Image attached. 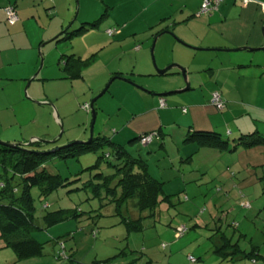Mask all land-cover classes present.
<instances>
[{
	"label": "rangeland",
	"instance_id": "obj_1",
	"mask_svg": "<svg viewBox=\"0 0 264 264\" xmlns=\"http://www.w3.org/2000/svg\"><path fill=\"white\" fill-rule=\"evenodd\" d=\"M174 9H178L177 3ZM161 26L164 25L161 23ZM262 27L261 25L258 28L256 25L261 35ZM172 34L174 35L164 34L159 37L152 55L153 39H150V33L141 38L131 37L120 43L111 41L112 38L105 33L95 32L82 40L73 41V44H78V47L82 48L86 43L106 41L109 45L104 50H72L74 46L72 43L60 50H41V56L38 58L39 62L42 61V69L38 77L46 79L63 74V62L60 60L63 54L77 52L90 56L96 53L97 58L83 72L82 80L33 82L29 88L30 96L36 98L43 94L48 96L51 108L54 114L58 115L60 123L54 119V114L50 113L48 107L36 105L38 101L29 97V100L25 98L26 100L18 106L23 110L22 119L19 117L22 126L16 127L14 132L20 133V129L35 132L38 140L49 142V145L18 143L25 145L24 150L40 152L63 147L72 141H87L90 137L91 112L84 111L82 106L90 105L91 100L113 77L111 73L120 69L122 73L130 75L131 81L127 83L120 79L114 80L95 102L94 107L97 111L92 135L96 136L99 131H103V135L112 138L116 143H121L131 155H139L146 160L150 173L159 180L163 178L165 183L162 180L161 182L164 183L165 191L175 192L170 201L173 206L165 202L159 203L155 217L142 219L144 227L142 231L128 232L122 218L134 220L139 217V212L135 208V198L128 200L121 209V215H117L115 203H110V197L100 200L93 197L90 188L81 189L83 183L93 178L94 174L106 175L113 172L112 168L105 165V161L97 170H86L95 164L98 157L109 153V149L83 154L76 157L77 159L48 158L44 164L46 171L61 175L63 179L67 178L69 184L44 198H40L37 188L31 190L36 210L35 223L42 228L34 235L43 243L42 254L30 259L17 260L11 249H1L0 264H98L113 257H119L115 264H130L131 260L134 261L133 264H264V146H258L255 151L248 153H243L248 149L242 148L244 150L231 154L210 148H203L204 150L198 152L195 144H189L194 145L193 149L188 150L192 163L183 165L176 163L172 169L170 159L176 161L179 152L172 143L179 141L178 134H181L180 129H176L175 126L178 122L182 123L179 114L181 109L186 107L184 105L176 106L178 113L168 120L171 128L165 133L171 135V142L169 141L167 146L169 157L159 149L160 134L154 139L151 151L139 143L128 144V141L136 138L139 132L154 126L156 116L150 111L147 112L153 99L157 101L161 97L184 98L183 95L188 94V91L170 93L179 90L172 87L184 82L181 75L156 74V69H161L159 63L161 50L167 58L176 55V53L172 55L171 50H188V47L182 44L187 43L175 33ZM243 34L241 38H247V35ZM162 37L164 40L161 41ZM179 40L182 43H179ZM137 45H144L146 48L143 50L144 58L148 70L153 73H146L147 68L142 58L138 56L140 50L135 49ZM237 48L241 47L230 49ZM244 55V52L224 54L232 59L242 58ZM32 100L36 104L31 103ZM167 106L172 105L168 103ZM212 107L216 112H222L213 105ZM247 107L251 110L250 106ZM254 114L258 115L259 112ZM180 145L179 148L182 150L184 145L182 142ZM235 156L239 158V162L235 161ZM1 163L0 177H4V166ZM5 163L7 170H10L9 163ZM179 165L181 168L177 171ZM243 165H246L247 169ZM181 174L184 176V182ZM43 206H46L45 210H42ZM57 210L74 213V217L45 227L41 217ZM144 215L141 214V217ZM181 226L184 227L185 233L178 238L176 228ZM222 237L228 240L230 246L236 247L231 250L240 251L239 255L230 259L217 253V247L223 243ZM251 251L258 252L260 257L250 255ZM253 258L256 262L252 261Z\"/></svg>",
	"mask_w": 264,
	"mask_h": 264
},
{
	"label": "crops",
	"instance_id": "obj_2",
	"mask_svg": "<svg viewBox=\"0 0 264 264\" xmlns=\"http://www.w3.org/2000/svg\"><path fill=\"white\" fill-rule=\"evenodd\" d=\"M201 2L202 0H0V140L16 145L19 142L29 144L32 140L41 142L37 139L35 132L30 133L31 131L22 129L20 133L14 132L16 127L22 126L19 117L22 119L23 110L18 106L26 100L25 98L32 97L38 101V104L34 100L30 101L31 103L46 106L50 109V113L54 114L48 96L44 94L38 98L30 96L29 88L33 82L41 80L73 82L82 80L84 77L83 73L82 78L75 80L64 78V74L48 79L38 77L42 69V63L39 69L40 51L63 49L65 45L73 44L74 39L82 40L94 32L109 36L107 30L116 31L115 35L109 38L119 43L131 37L141 38L149 33L152 40L156 33L163 30L175 33L192 47L208 49V51H201L192 49L190 46L188 50H171L172 55L175 53L176 55L170 58L165 56L163 50L159 53L161 69L170 64H179L185 69L189 82L188 94L183 95L184 98L163 99L161 97L164 100V108L157 107L159 102L153 99L147 112L155 114L156 122L154 126L139 132L138 135L159 132L161 137L159 149L167 154V146L169 141L171 142V135L165 133L171 128L168 120L178 113L176 106H186L182 108L186 112L183 113L181 109L179 114L182 123L178 122L175 126L176 129H180L181 134H178L179 141L172 143L179 151L176 161L170 159L172 169L175 168L176 163H181L180 165L192 163L191 159L187 158L191 155L188 150L193 149L194 145L183 144L182 150L179 148L189 128L214 131L230 141L255 132L264 137V51H236L245 53L238 59L224 56L233 51H223L234 50L230 48L235 47L242 48V46L253 48L264 46V35L262 36L258 29L261 25L264 26V2L220 0L217 8L209 14L197 15ZM176 3L178 9H174ZM11 7L17 17L13 24L7 22L6 15V9ZM95 22H98L96 27L89 28L68 43L60 45L53 41L64 30H75L84 24ZM168 22L171 23L168 25ZM161 23L164 26H161ZM242 34L243 36L246 34L247 38H241ZM162 40L164 37L161 38ZM73 45L72 50H104L109 44L106 41H95L86 43L83 48L78 47V44ZM135 49L140 50L138 56L142 58L147 68L146 73H153L148 70L147 61L144 58L143 50H146L144 45H137ZM71 54L82 60L89 57L83 53ZM96 58L97 54L95 60ZM168 72L167 74H178L177 69ZM116 74L126 76V73H122L120 69L111 73L113 77H118L115 76ZM172 88L181 90L184 85L179 83L177 87ZM215 91L220 93L225 103V109L220 113L214 110L210 102L211 94ZM168 103L172 106L168 107ZM247 106H250L251 110H248ZM254 112L259 114L256 115ZM54 119L60 123L58 115L54 114ZM99 133L103 135V131ZM4 135L13 137H3ZM154 141L147 145L149 151ZM255 148L257 147L244 150L240 147L236 152L244 150L243 153H248L255 151ZM202 150L204 149L201 148L198 152ZM167 156L169 157L168 154ZM235 161L239 162L237 156ZM180 165L177 171L181 168ZM243 167L246 168V165ZM261 171L263 174V170ZM148 172L151 177L159 180L150 173L149 168ZM159 177L162 178L160 175ZM181 177L184 182L182 174ZM161 180L164 182L163 178ZM163 190L166 195L175 194L172 191H165L164 186Z\"/></svg>",
	"mask_w": 264,
	"mask_h": 264
},
{
	"label": "trees",
	"instance_id": "obj_3",
	"mask_svg": "<svg viewBox=\"0 0 264 264\" xmlns=\"http://www.w3.org/2000/svg\"><path fill=\"white\" fill-rule=\"evenodd\" d=\"M97 23L98 22L84 24L71 31L64 30L53 41L57 44L61 42L68 43L73 38L86 32L89 28L96 27ZM163 32L162 30L154 36L156 37ZM114 35L115 34L110 37ZM95 57L96 54H92L88 58L82 60L74 54L61 55L60 60L63 62V77L70 80L82 78L83 71L95 61ZM115 76L131 81L130 75L123 76L122 74H116ZM113 78L111 79L113 80ZM214 93L218 92L215 91L212 95ZM218 94L220 95V93ZM160 99L162 98H159L158 102ZM211 99L212 96L210 102ZM221 100L223 101L222 97ZM223 104L224 107L222 110L212 105L218 111H224V101ZM159 107L164 108L165 104L160 106L159 103ZM89 110L90 108L87 111ZM182 112L185 113L186 111L182 109ZM151 133L155 134L152 140L147 144H142L141 137ZM157 136L158 133L156 131L142 133L136 138L128 141V144L132 145L134 143H139L141 146H147ZM73 142L75 141L47 152L24 150L23 148L25 145L19 144H17V148L14 149L0 146V162H2L1 165L4 166V177H0V179L4 178L0 181V250L7 248L11 249L17 260L38 257L42 254L43 249V243L39 242L34 235L37 230H41L42 228L38 227L35 223L36 210L31 190L37 188L40 198H44L53 191H56V189L69 184L67 183V178L63 179L61 175L50 174L46 171L44 164L48 158H58L60 160L77 159L76 157L83 154L96 153L102 149H109V153L98 157L95 164L86 170H97L102 162L105 161V165L112 168L113 172L106 175L103 173L94 174L93 178L83 183L81 189L90 188L93 192V197H98L100 200L110 197V203H115L117 215H121V209L128 200L135 198V208L139 212V217L134 220L128 217L122 218V223L126 225V230L128 232L142 231L144 229L142 226V219L155 217L159 210V203L165 202L173 206L170 201L171 197L174 195H166L164 193L163 183L151 177L148 172L146 160H143L139 155H131L123 145L115 143L112 138H108L100 133L93 136L89 144H74ZM39 143L49 145V142L39 141L29 143V145H39ZM182 143L184 145L195 144L198 149L210 148L222 153H233L240 147L251 149L264 146V137L255 132L243 135L235 141H230L214 131L190 130L189 128ZM187 159L190 160L191 157ZM5 162L9 163L10 170H7L5 167ZM102 194H104V196H102ZM103 206L104 205H102V207ZM45 209L46 206H43L42 210ZM141 214L145 215L141 217ZM71 217H74V213L69 214L67 211L57 210L48 212L41 218L45 227H51ZM184 233L185 231L178 238L183 236ZM222 239L223 243L216 249L219 255L222 257H230V259L239 255L240 251L238 249V251L231 250V248L236 247L230 246L226 238L222 237ZM164 247L165 245H163V248ZM257 253L251 251L249 254L254 255V257H260ZM118 258L119 257L109 258L98 264H115ZM252 261L256 262V259L253 258ZM133 263L134 261L131 260L130 264Z\"/></svg>",
	"mask_w": 264,
	"mask_h": 264
},
{
	"label": "water",
	"instance_id": "obj_4",
	"mask_svg": "<svg viewBox=\"0 0 264 264\" xmlns=\"http://www.w3.org/2000/svg\"><path fill=\"white\" fill-rule=\"evenodd\" d=\"M163 34H167V35H174L172 34L171 32H163V33H160L158 34L154 39H153V42H152V46H151V55L153 54V49L155 47V44L157 42V40L159 39V37H161V35ZM262 35H264V26L262 27ZM179 43H182L180 40H179ZM183 45L187 46V47H190L184 43H182ZM192 49H195V50H201V51H208V49H202V48H195V47H191ZM211 50V49H210ZM264 51V46L261 47V48H248V47H242V48H237V49H234V50H223V51H233V52H236V51ZM152 62L155 66V63H154V59H153V56H152ZM41 61H40V66H39V69L41 68ZM172 69H177L178 70V74L182 76L183 78V84H185L184 88L181 89V90H177V91H174V92H170V93H179V92H183V91H187L189 90V82L187 80V74H186V71L183 67L179 66V65H176V64H170L168 66H166L165 68L163 69H156V74L159 75V76H165L167 74L168 71L172 70ZM37 75V74H36ZM35 75V76H36ZM113 79H120V80H123L127 83H130V81H128L127 79H121L120 77H115ZM113 82V80L111 79L107 84L106 86L101 90V92L96 95L90 102V112H91V124H90V137L87 141H75L73 142L74 144L75 143H86V144H89L92 140V130H93V125H94V122H95V118H96V112H95V109H94V103L108 90L109 86L111 85V83ZM138 89H142V88H139ZM143 90V89H142ZM147 93H150V92H147ZM155 95V94H153ZM34 140L31 141V143L33 142ZM35 142H37V140H35ZM43 142V141H41ZM71 145V144H69ZM0 146L1 147H6V148H9V149H14V148H17L16 144H10V143H6V142H1L0 141Z\"/></svg>",
	"mask_w": 264,
	"mask_h": 264
},
{
	"label": "built area",
	"instance_id": "obj_5",
	"mask_svg": "<svg viewBox=\"0 0 264 264\" xmlns=\"http://www.w3.org/2000/svg\"><path fill=\"white\" fill-rule=\"evenodd\" d=\"M220 0H202L198 14L197 15H201V14H209L210 12H212L213 10H215L217 8V5L219 4ZM6 15H7V22L9 24H13L15 23V21L17 20L16 14L14 9L11 8H7L6 9ZM114 33H116V31L114 30H107V34L109 36L113 35ZM212 104L219 110H222L224 107L223 101L221 100V97L218 93H214L212 95V99H211ZM160 106L164 105V102L162 99L159 100ZM90 107L88 104H84L82 106L83 110H88ZM183 111H185L183 109ZM154 133L148 134V135H144L141 137V143L142 144H147L149 143L152 138L154 137ZM185 231V229L181 226L178 227L176 230V236L179 237L183 232ZM189 258L191 259V261H193V258L189 256Z\"/></svg>",
	"mask_w": 264,
	"mask_h": 264
}]
</instances>
